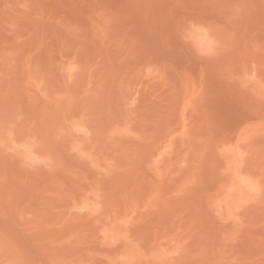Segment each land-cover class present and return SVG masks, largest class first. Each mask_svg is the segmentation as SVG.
<instances>
[{
    "label": "rangeland",
    "instance_id": "1",
    "mask_svg": "<svg viewBox=\"0 0 264 264\" xmlns=\"http://www.w3.org/2000/svg\"><path fill=\"white\" fill-rule=\"evenodd\" d=\"M0 264H264V0H0Z\"/></svg>",
    "mask_w": 264,
    "mask_h": 264
}]
</instances>
